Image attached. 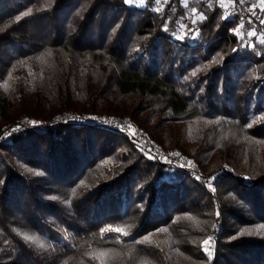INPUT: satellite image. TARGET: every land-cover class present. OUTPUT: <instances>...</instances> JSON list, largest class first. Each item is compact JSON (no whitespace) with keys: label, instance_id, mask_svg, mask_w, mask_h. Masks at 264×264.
Here are the masks:
<instances>
[{"label":"trees","instance_id":"obj_1","mask_svg":"<svg viewBox=\"0 0 264 264\" xmlns=\"http://www.w3.org/2000/svg\"><path fill=\"white\" fill-rule=\"evenodd\" d=\"M261 20L239 0H0V264H264ZM66 114L127 118L199 171Z\"/></svg>","mask_w":264,"mask_h":264},{"label":"built area","instance_id":"obj_2","mask_svg":"<svg viewBox=\"0 0 264 264\" xmlns=\"http://www.w3.org/2000/svg\"><path fill=\"white\" fill-rule=\"evenodd\" d=\"M91 117V118H90ZM63 119L69 120L74 123H103L107 124L109 126H112L114 128L120 129L123 132L127 134L129 139L132 141V143L139 148V150L142 151H148L155 157L161 160L168 161L170 163H176L180 164L185 167H189L193 169L194 171H199V169L194 166L192 163H189L188 161L184 160L179 154L178 155H172L173 152H169L167 150H163L156 145H154L148 138L145 137V135L132 131L131 126L126 124L125 122L115 120L113 118H102V117H93L89 115H71V116H63Z\"/></svg>","mask_w":264,"mask_h":264},{"label":"snow or ice","instance_id":"obj_3","mask_svg":"<svg viewBox=\"0 0 264 264\" xmlns=\"http://www.w3.org/2000/svg\"><path fill=\"white\" fill-rule=\"evenodd\" d=\"M123 2L125 4L131 5V4L137 3V0H123ZM239 2L243 3L244 0H239ZM138 3L140 5H143L145 3V0H138ZM157 3H159V0H157ZM260 6H261V10L264 11V0H260ZM253 7H255V5H253ZM30 12H31V10H29V13H25L24 15H28V14H30ZM253 15H255V12H253ZM21 19H22L21 16H17L16 17V20L17 21H20ZM204 19H206V17L203 16V15H201V16H198L197 19L193 20L192 22L193 23H198L199 21L204 20ZM260 23L261 24H264V20H261ZM165 30H167L166 27H165ZM191 33H192V30L191 29H188V31L186 33H184L181 36H178L177 38L178 39H183L184 38V35H190ZM256 34L257 33H256L255 30L254 31L247 32V36L248 37L256 36ZM262 35H264V33H262ZM260 43H264V39H261L260 40ZM233 51H238V49H233ZM193 75H196V73L194 72ZM41 123L42 122H38V121H30L29 122V124L31 126H33V127H37ZM248 127H251V125H248ZM17 130H19V126H17L16 129H13V131H17ZM172 155H178V154L173 153ZM189 163H191V162H189ZM38 174H41L42 175L43 173L41 172V173H38ZM214 180H215V177H211L210 178V180H209V186L210 187H211L212 181H214ZM216 215H217V217H219V215H220L219 211L216 213ZM213 227L215 228L216 225H213ZM101 231H102V233H106L107 230L102 229ZM116 231L119 232L121 230L120 229H116ZM158 231H167V229H159ZM125 234H127V233H125ZM232 238L235 239L236 237L234 236ZM22 239H24V240H26L28 242H31V243H35V237H33L31 235H22ZM144 239L147 240L148 237L146 236V237H144ZM5 243H7V242H5ZM212 243H213V238L212 237H208L207 239H205V240L202 241L203 250L207 253V255L209 256V258L212 256V252L210 251V247H211Z\"/></svg>","mask_w":264,"mask_h":264},{"label":"rangeland","instance_id":"obj_4","mask_svg":"<svg viewBox=\"0 0 264 264\" xmlns=\"http://www.w3.org/2000/svg\"><path fill=\"white\" fill-rule=\"evenodd\" d=\"M167 1H168V0H159V3H158V4H159L160 6H163ZM181 1H182L183 4H186V2H187L188 0H181ZM221 3H222V5H223L224 7L229 8L230 5L233 3V0H221ZM242 4H243L244 8H245L248 12H252V14H253V12H255V8H256V7L261 8V6H260V0H244V2H243ZM126 5H127V6H134V7H143V6H144V4H143V5H140V4L138 3V0H137V3L131 4V5L126 4ZM253 5H255V7H253ZM242 25H244L245 30L248 31V32H250V31H254V30L256 29V26H255V27L252 26L251 22H249L248 19L244 20L243 23H242ZM240 26H241V25H240ZM259 38H260V39H264V35L260 34V35H259ZM74 115H85V116H86V115H89V116H93V117L97 116V115H92V114H74ZM64 116H71V115L66 114V115H64ZM97 117H102V116H97ZM102 118H104V117H102ZM113 119H114V118H113ZM30 121H31V120H25V123H24V124L29 126V125H30V124H29ZM119 121L125 122L126 124H128L129 126H131L132 131H135V132L141 133V134L145 135V137L148 138V139L150 140V138L146 135V133H145L142 129H138V128H135L134 126H132V124H130V123L128 122L127 118H122V120H119ZM166 126L169 127L173 132H176L177 129H178V127H179L177 124H169V123L166 124ZM167 151H169V150H167ZM169 152H171V151H169ZM176 154H177V153H176ZM191 163H192V162H191ZM193 165H194V164H193ZM194 166H195V165H194Z\"/></svg>","mask_w":264,"mask_h":264}]
</instances>
